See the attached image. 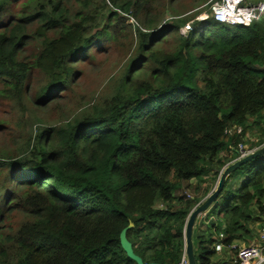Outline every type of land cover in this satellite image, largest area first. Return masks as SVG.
<instances>
[{"label": "trees", "instance_id": "obj_1", "mask_svg": "<svg viewBox=\"0 0 264 264\" xmlns=\"http://www.w3.org/2000/svg\"><path fill=\"white\" fill-rule=\"evenodd\" d=\"M18 1L0 0V101L15 116L0 133L16 135L0 146V264H137L120 241L130 221L145 262L178 264L201 198L176 192L211 171L216 183L246 132L264 124V19L236 27L199 19L214 0H23L6 18ZM127 29L136 52L109 92L25 135L27 121L45 124L38 112L75 90L91 50ZM263 144L264 135L249 148ZM238 172L246 180L225 198L228 247L253 237L251 206L264 213V158ZM194 240L198 264H212L215 234Z\"/></svg>", "mask_w": 264, "mask_h": 264}, {"label": "rangeland", "instance_id": "obj_2", "mask_svg": "<svg viewBox=\"0 0 264 264\" xmlns=\"http://www.w3.org/2000/svg\"><path fill=\"white\" fill-rule=\"evenodd\" d=\"M22 1L23 0H19L15 5L12 6V11H10L9 16H7L6 18H10L12 14H14L16 11L19 10ZM191 3H192L191 0H181L180 2V4L184 6H188ZM195 10H192V12H194ZM210 14L211 11L209 14L208 11H204L200 14L199 19H204ZM168 17L174 18L171 14H169ZM126 22L127 24L128 23L132 24L134 28L137 25L136 20L132 19V17L127 18ZM231 27H236V26L233 25ZM190 29L191 27L188 25L182 29V32L186 35L188 31H190ZM123 34L124 36L121 37L118 41L115 40L110 44H105L107 47L106 49L93 48L91 50L87 59L91 60L92 62L82 65L84 66V75L82 76L75 90L70 95L64 97L61 100L60 105L53 106L52 104H50L49 106L46 107V112H38L40 116L45 118L46 120L45 124L35 125L33 128H31L29 121H27L24 127L25 135L28 136L31 133H33V135L36 136L37 133L42 132V128H44V126H51V125L57 126L61 124V122L65 118L80 113V111L84 108H89V106L93 105L97 100H99L102 96H104L109 92V90L114 85L113 82L120 76L121 71L124 70L125 67L127 66L130 55L133 52H136V48H137V39H136L135 30H133L132 33L127 29L125 32H123ZM35 76L36 78L33 81L34 85L39 88L42 87L46 82L45 78L39 73H36ZM32 114L33 113H25L23 118L24 119L30 118ZM14 118L15 116L9 113L8 111H6L4 105H1V101H0V123H2L4 120L11 122V120ZM236 132L241 134L238 131ZM4 133L3 134L0 133V146L12 145L16 135L13 133L4 135ZM249 133L250 134L252 133L253 135L251 134L250 136H246V141L248 144L253 146H256L257 141L252 140L251 138L252 137L262 138L264 135L262 133H257V132L255 133L252 130H250ZM243 139L244 137H242L240 143L243 141ZM239 144L235 149H238ZM254 166L258 167V165H254ZM239 174L241 175V173ZM187 194L188 193H185V196L190 197V195ZM228 202L229 199L215 206L216 207L215 211L217 212L224 211L228 205ZM21 219H22V215L18 214L16 217L13 218V221L18 226ZM245 244H250V243H245Z\"/></svg>", "mask_w": 264, "mask_h": 264}, {"label": "crops", "instance_id": "obj_3", "mask_svg": "<svg viewBox=\"0 0 264 264\" xmlns=\"http://www.w3.org/2000/svg\"><path fill=\"white\" fill-rule=\"evenodd\" d=\"M246 1L248 3H255L256 2L255 0H246ZM263 128H264V124H262V126H256L252 131L255 133L257 132V133L263 134ZM247 132H246V136H250L252 134V133L250 134L249 132L248 133ZM242 133H243V130H242L241 134ZM246 136H245V140H246ZM251 139L258 142L261 138L260 137H252ZM246 143H247V141H246ZM246 143H245V145L249 147L250 144H248V143L246 144ZM257 147H259V146H257ZM257 147H255V148H257ZM233 150H235V151L231 152V155H235L234 152L236 153V150H238V149H233ZM226 155H227L226 153H223L222 156H226ZM232 162H228L224 166V168ZM223 169H222V171H223ZM238 174L239 173H236V175L234 177L232 175L231 178H230V176L228 177L227 182H226V184H227L226 190L227 191L222 194L223 195L222 203L225 202L226 193L229 190L236 191V190L240 189L241 186L243 185L244 181L246 180V177H244L242 175H238ZM213 177H214V171H211L208 175H206L203 178H192L191 180L183 183L182 188L176 192V196H185V193H188L187 195H190V198H194V196H195V197H200L201 201L204 200L206 197H208L215 190L216 185H217L219 178H220V177L218 178L216 183H213V181H212ZM203 180H206V181H203ZM215 208L216 207L213 205L211 208H209L206 212H204L203 214H201L198 217L197 222H196V226H195L194 239H195L196 235H200V234H206L208 236L211 233H213L216 235L219 232H221L220 230L226 228L225 222L223 221L224 211L217 212V211H215ZM251 212H252L253 216H255V218H256L248 226L249 229L251 230V232H253V234H254L253 237H251L250 242L243 240V239L237 240L233 246H235V245L241 246L245 243L259 242V240L261 238V234L264 233V213L260 214L257 210L256 205L251 206ZM209 224L211 226H212V224H215L216 228H210ZM215 238H216V236H215ZM208 242H209V240H208ZM211 261H212V264H230V262L235 263V261L233 260V252L231 251V248L228 246H225L221 252L215 251L214 255L211 257Z\"/></svg>", "mask_w": 264, "mask_h": 264}, {"label": "built area", "instance_id": "obj_4", "mask_svg": "<svg viewBox=\"0 0 264 264\" xmlns=\"http://www.w3.org/2000/svg\"><path fill=\"white\" fill-rule=\"evenodd\" d=\"M210 15L217 21L225 24L249 26L255 21L264 19V0L255 3H248L246 0H215L211 5ZM236 129L240 133L243 130L242 127H235L231 130V132ZM255 150V147L249 148L243 142H241L239 144L238 150H236L237 157L235 160H233V162L247 157ZM220 231L221 232L215 235V250L217 248L221 252L225 247L223 243L225 234L223 230ZM263 241L264 233L261 234V239L259 242L243 244L241 246H230L231 251L233 252V260L235 263L264 264V246L262 245ZM178 264H189L186 252Z\"/></svg>", "mask_w": 264, "mask_h": 264}, {"label": "water", "instance_id": "obj_5", "mask_svg": "<svg viewBox=\"0 0 264 264\" xmlns=\"http://www.w3.org/2000/svg\"><path fill=\"white\" fill-rule=\"evenodd\" d=\"M261 158H264V144L256 148V150L247 157L228 164L224 168L215 190L208 197L202 200L191 211L186 221L185 230H184L185 252L189 264H198L196 252H195L196 250H195V240H194L195 226L198 217L204 212H206L213 205L217 206L218 204L222 203L223 200L222 194L225 189L226 182L229 176H231L234 172H236L239 169L243 170L244 167L251 165L252 163L256 162ZM134 226H135L134 222L130 221L129 225L125 227L120 234L121 245L125 250V252L127 253L128 257L136 261L137 264H159L157 262H145L144 258L135 252L133 243L128 238V231L134 228ZM262 245L264 246V242H262Z\"/></svg>", "mask_w": 264, "mask_h": 264}, {"label": "bare ground", "instance_id": "obj_6", "mask_svg": "<svg viewBox=\"0 0 264 264\" xmlns=\"http://www.w3.org/2000/svg\"><path fill=\"white\" fill-rule=\"evenodd\" d=\"M151 130H152V129H151ZM162 216H163V215H162ZM216 251H217V252H220L217 248H216Z\"/></svg>", "mask_w": 264, "mask_h": 264}]
</instances>
